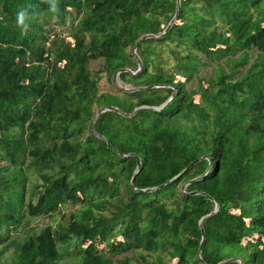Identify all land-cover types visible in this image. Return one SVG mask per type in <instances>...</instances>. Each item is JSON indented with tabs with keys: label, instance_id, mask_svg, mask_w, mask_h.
I'll use <instances>...</instances> for the list:
<instances>
[{
	"label": "trees",
	"instance_id": "1",
	"mask_svg": "<svg viewBox=\"0 0 264 264\" xmlns=\"http://www.w3.org/2000/svg\"><path fill=\"white\" fill-rule=\"evenodd\" d=\"M55 4L0 0V264H264V0H180L136 75L176 0Z\"/></svg>",
	"mask_w": 264,
	"mask_h": 264
},
{
	"label": "water",
	"instance_id": "2",
	"mask_svg": "<svg viewBox=\"0 0 264 264\" xmlns=\"http://www.w3.org/2000/svg\"><path fill=\"white\" fill-rule=\"evenodd\" d=\"M176 12H175V15L173 17V19L168 23V25L166 26V28L163 30V32L159 35V36H154V35H145L144 37L138 39V41L136 42L135 46L133 47V51H132V55L135 57V59L137 60L138 62V70L136 72H130L129 70H121L117 73L114 74V77H119V74L121 72H130L132 75H136L137 73H139L142 69V64H141V61L139 59V57L137 56V48L139 46V44L144 41V40H147V39H151V38H155V39H158V38H161L162 36H164L168 31L169 29L171 28L172 24L175 22V20L177 19L178 17V14H179V10H180V0H176ZM152 87H146V88H139V89H132L131 91H136V90H143V89H150ZM126 90V89H124ZM171 100V98L168 100V102ZM167 102V103H168ZM166 103V104H167ZM165 104V105H166ZM164 105V106H165ZM105 111H117V112H120L119 110H117V108H114V107H108V108H101L99 109L97 112H96V116H99L100 114H102L103 112ZM137 110H135L131 115H127V116H132L134 115V113L136 112ZM93 127L95 128V123L93 125ZM201 160V158L193 161L188 167H186L178 176L174 177L173 179H171L169 182H167L166 184L164 185H167V184H170L171 182H173L174 180H176L179 176L183 175L184 173H186L188 170H190L194 165H196L199 161ZM211 165V164H210ZM140 170V163L137 164V171ZM134 183H135V176L132 177L131 179V185L134 186ZM163 185V186H164ZM151 191L150 189H145V190H139V192H149ZM182 191H183V188H182ZM196 193H190V195H195ZM214 204V207H216V204ZM217 212V210H214L212 211L209 215L206 216V219H208L209 217H211L213 214H215ZM203 224H204V221L201 223V234H202V238H201V243H200V246H199V251H198V255H200L201 253V250H202V246H203V242H204V231H203ZM240 263H241V260H238ZM222 264V263H221Z\"/></svg>",
	"mask_w": 264,
	"mask_h": 264
},
{
	"label": "rangeland",
	"instance_id": "3",
	"mask_svg": "<svg viewBox=\"0 0 264 264\" xmlns=\"http://www.w3.org/2000/svg\"><path fill=\"white\" fill-rule=\"evenodd\" d=\"M58 29H59V31H62L63 33L65 32V30L63 28H58ZM163 56H164V60H166V62H167V66L165 67V70H167V69L171 68L175 64V61L172 60V58L171 59H168L167 56H166V54H163ZM100 64H101V60L92 61L90 63V65H89V67H90L91 70L94 71V70L98 69V67H99ZM116 79H117V81H119L118 77H116ZM176 80L179 81V82H183L184 81V79L181 78V77H176ZM204 85H206V84H204ZM99 89H100V92H109V91L112 92L113 91L111 89V86H110L109 82L105 78V76H103V78L100 81V88ZM196 99H198L197 96H195V100ZM232 214L237 217L239 215V212L236 211V210H233L232 211ZM49 222H50L49 219H41V220L34 221L32 223V225H40L42 223H49ZM242 222H245L247 224H250V221H248V220L247 221H244L243 220ZM258 239H259L258 237H254L253 239H251V242L253 243L254 241H257ZM99 248H101V246ZM173 263H175V261H173Z\"/></svg>",
	"mask_w": 264,
	"mask_h": 264
},
{
	"label": "clouds",
	"instance_id": "4",
	"mask_svg": "<svg viewBox=\"0 0 264 264\" xmlns=\"http://www.w3.org/2000/svg\"><path fill=\"white\" fill-rule=\"evenodd\" d=\"M31 5H28L22 9H20L17 13V25L22 27L23 29H27L28 25L26 23L28 16H29V8H31ZM52 11H56V4L55 0H52Z\"/></svg>",
	"mask_w": 264,
	"mask_h": 264
}]
</instances>
